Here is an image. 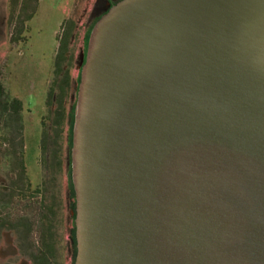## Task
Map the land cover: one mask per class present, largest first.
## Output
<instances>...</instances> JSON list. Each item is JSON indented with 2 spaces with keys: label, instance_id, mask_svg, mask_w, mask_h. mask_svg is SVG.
I'll list each match as a JSON object with an SVG mask.
<instances>
[{
  "label": "water",
  "instance_id": "obj_1",
  "mask_svg": "<svg viewBox=\"0 0 264 264\" xmlns=\"http://www.w3.org/2000/svg\"><path fill=\"white\" fill-rule=\"evenodd\" d=\"M81 58L74 264H264V0H119Z\"/></svg>",
  "mask_w": 264,
  "mask_h": 264
},
{
  "label": "trees",
  "instance_id": "obj_2",
  "mask_svg": "<svg viewBox=\"0 0 264 264\" xmlns=\"http://www.w3.org/2000/svg\"><path fill=\"white\" fill-rule=\"evenodd\" d=\"M37 2V0H11V3L14 4H11L12 12L17 6L21 8L19 15H21L26 5L30 10L25 20L22 19L16 22L13 34L15 40L28 39V35L25 33L28 28L26 23L32 19L36 12ZM68 23L72 26L67 31ZM74 26L75 19L68 16L57 33L53 71L55 77L49 80V92L46 101L47 107L54 114L55 120L52 123V134L50 135L46 124L50 115L47 113L41 119L43 133L41 153L38 160L41 161L44 172L41 181L37 184L31 181L25 162L24 103L18 95L11 96L8 87L0 82V139H2L4 145V148H0V150L3 151L5 161H7L8 171L12 172L10 173L11 182L8 181L6 189H3V192L0 193V204H5L4 210L0 212V228L9 225L15 231H21L22 227H26L29 233L34 230L38 242L32 241L38 245L31 252L30 257L33 264H62L63 261L60 259L64 247L62 240L64 238L67 242H71L70 235L64 236L59 229L63 227V221L65 220H63L62 183L59 177L63 175V173L61 174V164L64 147L69 141H71L72 146V123L77 99V94H74L71 110L66 112L64 106L67 97H69L68 84L70 81L67 66H69L72 59V43L75 37ZM92 27L93 24L86 27L81 33L80 48L86 49L88 35ZM59 74L61 75L60 84L57 83ZM79 78L80 74L76 77V80L74 79L76 84L79 82ZM54 98H56L55 103H53ZM66 115L68 119H66ZM65 121H70L68 133L60 130ZM48 144H52L54 147H49ZM70 178L72 181V177ZM72 202L75 203V196ZM6 208H9L7 212L5 211ZM1 213H6V216H2ZM64 227V231L74 230L75 217L72 218L71 223ZM72 264L74 263L72 262Z\"/></svg>",
  "mask_w": 264,
  "mask_h": 264
},
{
  "label": "rangeland",
  "instance_id": "obj_3",
  "mask_svg": "<svg viewBox=\"0 0 264 264\" xmlns=\"http://www.w3.org/2000/svg\"><path fill=\"white\" fill-rule=\"evenodd\" d=\"M44 1L51 4L52 0ZM60 1L63 0H56V3ZM84 2L85 0H74L71 6L70 16L78 19V15L82 12ZM18 3L20 4V1ZM11 4V0H0V82L8 87L11 96L18 95L24 103L25 162L31 181L37 184L41 181L44 172V167L41 161L38 160V156L41 153L43 133L41 119L47 113L50 115L46 123L50 135L52 134V123L55 120L54 114L49 111L46 101L49 92V80L55 77L53 71L57 36L54 41L55 37L51 32L53 26L48 22L45 24L43 10L38 9V12L36 11L34 13L32 24L28 28V39L31 44L29 48L20 46L26 40H15L13 38L16 28L15 25L18 20H25L30 10L26 5L21 15H19L21 8L17 6L14 12H12ZM57 10V6H51L50 12L53 18L57 16ZM67 18L68 16L61 21V24ZM71 26L72 24H67V31ZM60 79L61 75L59 74L58 84L61 83ZM55 102L56 98H54L53 103ZM48 146L54 147L52 144H48ZM0 148H4L2 139H0ZM70 152L71 141L64 147L62 152L61 174L63 173V175L59 177V179L61 178V189L64 200L65 215L63 214V220H65L63 221V227L71 223L72 218L75 217V203L72 202L75 192L70 178ZM10 173L12 172L8 171L7 161H5L3 151L0 150V193L3 192V189H6L8 181L11 182L12 178ZM68 177L70 180H68ZM4 206L5 204H0V212L4 210ZM8 210L9 208L5 209L6 212ZM10 210L12 211V209ZM1 215L6 216V213H1ZM63 227L59 228L60 231L63 232L64 236L69 234L71 242H67L63 238L62 243L64 247L62 249V258L60 257V259L63 261L62 264H72L75 261L77 252L75 229L64 231L65 227L64 229ZM32 240L38 242L34 230L29 233L26 227H22L21 231H15L9 225L0 228V264H33L30 256L32 249L38 244Z\"/></svg>",
  "mask_w": 264,
  "mask_h": 264
},
{
  "label": "flooded vegetation",
  "instance_id": "obj_4",
  "mask_svg": "<svg viewBox=\"0 0 264 264\" xmlns=\"http://www.w3.org/2000/svg\"><path fill=\"white\" fill-rule=\"evenodd\" d=\"M119 0H85L82 12L78 15V19H75V37L72 43V59L69 66H67V71L70 77L69 81V97H67L64 108L66 112H70L71 103L74 100V94L78 92V82L75 83L76 77L80 74L82 67L81 53L85 49L81 47L80 35L83 30L91 25V22L98 19L107 9ZM89 22V24L83 21ZM83 22V23H82ZM85 52V51H84ZM80 58V59H79ZM75 79V80H74ZM24 111V105H23ZM67 116V115H66ZM68 119V116L67 118ZM69 122L65 121L61 126V131L69 132ZM67 144V143H66ZM67 146V145H65Z\"/></svg>",
  "mask_w": 264,
  "mask_h": 264
},
{
  "label": "crops",
  "instance_id": "obj_5",
  "mask_svg": "<svg viewBox=\"0 0 264 264\" xmlns=\"http://www.w3.org/2000/svg\"><path fill=\"white\" fill-rule=\"evenodd\" d=\"M73 1L74 0H63V1H60V2L56 3V0H52L51 4L49 2H45L44 0L43 1L39 0L38 1V5H37V10L36 11L38 12V9H42L43 10L42 12H43V17H44L45 24L47 22L50 23V25L52 24L53 28H52L51 32H52V35L55 37L54 41L56 40V36H57L58 31H59V27H60L61 21L65 17L70 16L71 6H72ZM51 6H57L58 7V10H57L58 13H57V16H55V18H53L51 16V12H50ZM33 17H34V15H33ZM33 17H32V19H30L26 23L28 28H29V25L32 24ZM96 20L97 19L92 21L91 25L94 24ZM83 22L89 24V22H87L85 20ZM28 28L25 31V33L27 35H28ZM30 44H31V42L29 41V39H27L26 42L24 44H21L20 46H23V48H25V47L29 48Z\"/></svg>",
  "mask_w": 264,
  "mask_h": 264
}]
</instances>
